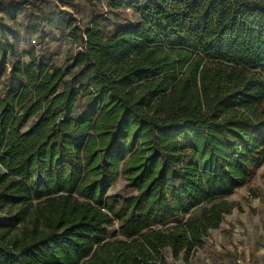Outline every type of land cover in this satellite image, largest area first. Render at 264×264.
Here are the masks:
<instances>
[{
	"label": "trees",
	"instance_id": "16d2710c",
	"mask_svg": "<svg viewBox=\"0 0 264 264\" xmlns=\"http://www.w3.org/2000/svg\"><path fill=\"white\" fill-rule=\"evenodd\" d=\"M107 4L64 67L1 41L0 264H194L264 163V0Z\"/></svg>",
	"mask_w": 264,
	"mask_h": 264
},
{
	"label": "rangeland",
	"instance_id": "374dc122",
	"mask_svg": "<svg viewBox=\"0 0 264 264\" xmlns=\"http://www.w3.org/2000/svg\"><path fill=\"white\" fill-rule=\"evenodd\" d=\"M12 1L18 4L16 14L0 10V49L2 40L14 45L17 41L22 51L44 42L51 51L49 60L62 67L76 47L68 37L67 24L71 18L86 23L92 14L100 13L113 24L135 18L126 6L110 9L107 0H0V3ZM10 66L7 60L6 64L0 61V94L7 85ZM124 184L119 178L108 192L125 194ZM227 199L233 203L231 212L220 228L211 232L194 264H264V167ZM169 264L183 263L169 260Z\"/></svg>",
	"mask_w": 264,
	"mask_h": 264
},
{
	"label": "crops",
	"instance_id": "0c3cea01",
	"mask_svg": "<svg viewBox=\"0 0 264 264\" xmlns=\"http://www.w3.org/2000/svg\"><path fill=\"white\" fill-rule=\"evenodd\" d=\"M19 50L22 51V49L20 48V46H19ZM27 51H29V50H27ZM263 167H264V163H263V164L261 165V167L257 170V173H258L260 170H262ZM242 187H243V186H242ZM240 188H241V187H240ZM238 189H239V188H238ZM238 189H236V190H238ZM236 190H235V191H236ZM229 196H230V195H229ZM229 196H228V197H229ZM228 197H227V198H228ZM221 224H222V223H221ZM221 224H220V226H221ZM220 226H219L218 228H220ZM218 228H217V229H218ZM217 229H214V230H217ZM214 230H211V231H210V234H211V232L214 231ZM210 234H209V236H210ZM208 239H209V237H208ZM208 239H207V241L205 242V245H204L203 248L206 247V244H207V242H208ZM203 248H201V249H203ZM201 249H199L198 252L196 253V257H195V259L197 258V254L199 253V251H200ZM167 255H168V257H167V259H166L167 264H169V260L172 261V262H174V263L178 262V261H173V260L171 259V257H170V253H167Z\"/></svg>",
	"mask_w": 264,
	"mask_h": 264
}]
</instances>
